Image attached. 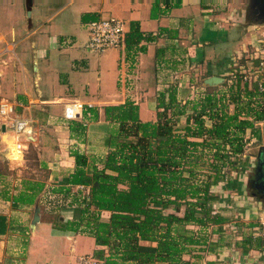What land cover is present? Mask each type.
I'll list each match as a JSON object with an SVG mask.
<instances>
[{
  "label": "crops",
  "instance_id": "crops-1",
  "mask_svg": "<svg viewBox=\"0 0 264 264\" xmlns=\"http://www.w3.org/2000/svg\"><path fill=\"white\" fill-rule=\"evenodd\" d=\"M167 1L168 5L166 0H0V100L31 120L19 137L25 145L22 155L13 150L17 160H12L14 139L0 117V264H78L81 256H93L102 247L82 226L73 230L81 217L74 197L88 191L82 184L69 183L76 169L73 153L86 156L87 174L102 167L104 139L112 127L102 113L105 105L131 99L141 120H155L156 94L165 86L157 62L170 74L188 67L187 78L184 73L175 75L182 102L219 87L234 67L254 70L255 51L264 42V22L247 17L248 0H182L179 6ZM111 16L123 20L126 32L133 21L143 33L160 32L130 68L124 67L117 48L93 53L84 47L87 23ZM211 75L223 81L194 84L196 78ZM71 101L99 110L96 120H85L81 134L71 132L70 120L63 117L64 104ZM77 121H83V112ZM249 134L246 131V137ZM249 158L244 153L247 163L242 170L211 187L212 207L229 220L214 227L222 237L220 244L196 264H264V249L236 245L244 235H262L257 227L264 198L247 188ZM34 182L41 187L30 201L25 199L30 194L23 193H30ZM67 188L69 194L61 192ZM36 210L38 219L32 223ZM109 214L101 211L100 219L107 221ZM140 245L153 248L155 242Z\"/></svg>",
  "mask_w": 264,
  "mask_h": 264
},
{
  "label": "trees",
  "instance_id": "trees-1",
  "mask_svg": "<svg viewBox=\"0 0 264 264\" xmlns=\"http://www.w3.org/2000/svg\"><path fill=\"white\" fill-rule=\"evenodd\" d=\"M181 2L173 0L172 5ZM159 35L143 33L137 22L130 23L125 34L128 68ZM163 67L157 62L165 86L156 94L155 120H141L131 99L105 105L102 113L112 127L104 139L102 167L87 174L86 156L73 153L76 169L69 183L88 187L86 195L74 197L81 217L73 230L82 226L93 236L102 246L93 256L104 264H196L206 251L215 250L222 237L214 227L229 219L212 207L211 187L242 170L247 163L246 131L256 136L264 122V91L244 80L240 68L234 67L219 87L182 102L177 83L167 82L169 73L162 72ZM98 117V108L85 107L83 121L70 120L71 132L83 133L85 120ZM40 187L32 183L31 192L23 193L30 194L25 199L31 201ZM61 192L69 194V189ZM103 210L110 212L107 221L100 219ZM140 241L155 246L145 248ZM22 244L25 247V240ZM236 245L263 250L264 235H244Z\"/></svg>",
  "mask_w": 264,
  "mask_h": 264
},
{
  "label": "built area",
  "instance_id": "built-area-1",
  "mask_svg": "<svg viewBox=\"0 0 264 264\" xmlns=\"http://www.w3.org/2000/svg\"><path fill=\"white\" fill-rule=\"evenodd\" d=\"M88 39L84 44L87 51L93 53H100L109 48H117L120 50L121 62L128 66L125 61V34L126 28L123 20L117 17L99 18L91 20L87 23ZM257 52V62L253 71H245L243 79L249 81L251 86L257 87L259 91H264V77L261 76L259 80L257 77L264 71V42ZM255 54V53H254ZM3 63L0 60V65ZM1 76V70H0ZM83 105L77 101H71L64 104L63 117L67 120H77L82 117ZM0 117L3 121L8 123V127L11 130L12 137L14 139V148L9 150V158H14L13 150L21 152L25 147L24 143L20 141V135L25 133L30 124V118L25 117L22 114H17L14 111V107L6 100H0ZM259 123L256 136H251L252 140L259 141L261 139L262 130ZM248 144V143H247ZM257 229L261 230V234L264 235V212L258 223ZM78 264H104L102 260L95 258L92 255L81 256Z\"/></svg>",
  "mask_w": 264,
  "mask_h": 264
},
{
  "label": "rangeland",
  "instance_id": "rangeland-1",
  "mask_svg": "<svg viewBox=\"0 0 264 264\" xmlns=\"http://www.w3.org/2000/svg\"><path fill=\"white\" fill-rule=\"evenodd\" d=\"M44 1V0H43ZM251 1L252 0H248V6H247V14L248 15H250L251 16ZM123 63V62H122ZM124 64V63H123ZM180 64H182V63H180ZM124 67L126 68V66H125V64H124ZM182 68V67H181ZM163 69V71L162 72H164V71H167L168 69H166V68H162ZM187 69H188V67L186 66V65H184V69L182 68V69H180V70H177L176 71V73H169L168 75L169 76H167V78H168V81L167 82H170V83H177L178 81H177V79L178 78H176L175 77V75H180L181 76V74L182 73H184V76L186 77V73L184 72V70L185 71H187ZM125 71H126V69H125ZM164 76H166V75H164ZM179 76V77H180ZM161 77H163V76H161ZM187 78V77H186ZM204 79V78H203ZM203 79H201V78H196L195 79V82H194V84L195 85H197V84H199V83H201V84H203V85H206L205 83H204V80ZM178 84V83H177ZM209 86V85H208ZM260 128H261V130L263 131V129H264V122H262V124L260 125ZM263 142H264V138H263V134H261V139L259 140V141H255V140H252V138H251V135L249 134V140H248V144H247V147H246V149H245V153L250 157L249 159H250V164H249V166H248V168H247V170H246V173H247V175H248V183H247V188L249 189V193L251 194V191H254V187H253V182H254V180L256 179L255 177H256V171H255V169H256V166H257V157H258V154H259V150H260V146L261 145H263ZM262 152L264 153V149L262 150ZM29 163H33V160H31V162H29ZM257 193H256V197L259 199H261V198H264L262 195H259L258 194V192L259 191H257V190H255ZM262 200V199H261ZM232 229L233 228H228V231L229 232H231L232 233ZM227 231V232H228Z\"/></svg>",
  "mask_w": 264,
  "mask_h": 264
},
{
  "label": "water",
  "instance_id": "water-1",
  "mask_svg": "<svg viewBox=\"0 0 264 264\" xmlns=\"http://www.w3.org/2000/svg\"><path fill=\"white\" fill-rule=\"evenodd\" d=\"M247 17L249 19L251 18L255 22H259V23L264 22V0H252L251 1V16L247 14ZM214 79H218V80L214 81ZM222 81H223L222 77L216 76V75H211V76H208L204 79V83L206 85H209V86L217 85V84L221 83ZM262 134H263V138H264V129L262 131ZM263 149H264V142H263V145L260 146L259 154L257 157V166L255 169L256 180L259 176L262 175L261 170H262V168H264V167H262V164L264 163V159H263L264 153L262 152ZM37 219H38V215H37V210H36L34 215H33L32 223L37 221Z\"/></svg>",
  "mask_w": 264,
  "mask_h": 264
},
{
  "label": "flooded vegetation",
  "instance_id": "flooded-vegetation-1",
  "mask_svg": "<svg viewBox=\"0 0 264 264\" xmlns=\"http://www.w3.org/2000/svg\"><path fill=\"white\" fill-rule=\"evenodd\" d=\"M263 159H264V157H263ZM262 167H264V163L262 164ZM261 173H262V175L259 176L257 178V180L256 179L254 180L253 187H254V193L255 194L257 193L255 190H257V191H259L258 194L262 195L264 197V168H262Z\"/></svg>",
  "mask_w": 264,
  "mask_h": 264
},
{
  "label": "bare ground",
  "instance_id": "bare-ground-1",
  "mask_svg": "<svg viewBox=\"0 0 264 264\" xmlns=\"http://www.w3.org/2000/svg\"><path fill=\"white\" fill-rule=\"evenodd\" d=\"M218 79H214V81H217Z\"/></svg>",
  "mask_w": 264,
  "mask_h": 264
}]
</instances>
